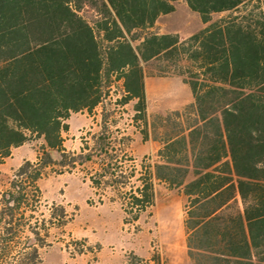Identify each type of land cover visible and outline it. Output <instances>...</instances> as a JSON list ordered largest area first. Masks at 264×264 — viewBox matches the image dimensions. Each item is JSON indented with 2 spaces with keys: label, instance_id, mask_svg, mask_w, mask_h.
<instances>
[{
  "label": "trees",
  "instance_id": "1",
  "mask_svg": "<svg viewBox=\"0 0 264 264\" xmlns=\"http://www.w3.org/2000/svg\"><path fill=\"white\" fill-rule=\"evenodd\" d=\"M175 1L0 0V162L38 143L0 187V264H41L50 227L69 215L53 203L37 216L39 181L98 163L90 179L101 186L118 157L107 123L130 102L132 125L159 147L141 163L125 221L163 183L184 196L192 264H264V0H185L204 27L183 39L154 30ZM164 76L181 77L192 101L149 114L146 78ZM98 107L100 131L68 151L71 115Z\"/></svg>",
  "mask_w": 264,
  "mask_h": 264
},
{
  "label": "rangeland",
  "instance_id": "2",
  "mask_svg": "<svg viewBox=\"0 0 264 264\" xmlns=\"http://www.w3.org/2000/svg\"><path fill=\"white\" fill-rule=\"evenodd\" d=\"M174 5V12L159 18L155 31L163 33L178 30L185 36L204 27L199 14L192 11L185 0H177ZM221 15L214 14L213 19ZM146 95L149 114L181 108L192 101L189 86L179 76L147 77ZM133 103L114 109L107 123L118 157L116 166L102 177L101 186L95 187L90 179V172L94 174L95 169H100L98 163L94 166H78L72 172L61 174L48 170L39 181L43 200L36 212L37 216L48 219L53 203L62 204V201L66 202L62 204L64 207L68 205L69 215V221L64 227H50L46 240L50 245L41 249V264H73L75 253L83 251L89 252L91 261L96 263L101 245L90 243L84 238L75 239L71 235V227L82 231L88 226L92 227V235L102 233L105 246L120 252L130 264H192L187 256L185 242V199L179 189H171L156 182L154 204L141 213L138 220L125 221L130 216L125 213L123 203L128 199L131 187L141 183V163L146 159L153 161L151 154L140 158V155L135 156L131 151L137 146L133 137L139 132L132 125ZM94 114L91 118L87 112L71 115L68 120L70 131L64 133L68 151L79 152L85 140L92 141L90 133L100 131L101 107ZM96 117L99 118L98 123L95 122ZM156 144L158 149L159 144ZM37 149L36 141L27 142L14 148L11 155L0 162V187L24 160L36 159ZM116 179L123 182L114 183ZM75 216L76 223L73 221ZM102 221L106 226H101Z\"/></svg>",
  "mask_w": 264,
  "mask_h": 264
},
{
  "label": "crops",
  "instance_id": "3",
  "mask_svg": "<svg viewBox=\"0 0 264 264\" xmlns=\"http://www.w3.org/2000/svg\"><path fill=\"white\" fill-rule=\"evenodd\" d=\"M172 32L178 33L182 39L186 38L187 36H189L193 33V32H191L185 36H182V34L178 30L172 31ZM147 89H148V84H147ZM84 112H86V111H84ZM89 116H90L89 118H91V117H94L95 114H92V115L89 114ZM86 120L88 121V118H86ZM98 121H99V118L96 117L95 122L98 123ZM69 125H70V123H69ZM70 128H71V125H70ZM70 128H69V131H70ZM64 138H65V135H64ZM133 138H134L133 142L137 143V146L131 149L132 153L135 154V156L140 155V158H142L146 154H151L152 155L151 157L153 158V160L156 158L157 144L155 141H153V140L143 141L141 134L139 132H136V134L134 135ZM64 144H65V141H64ZM90 184H91V182H90ZM91 188L94 189L93 186ZM63 202H65V201H62L61 203L63 204ZM103 206H105V203H103ZM65 208L68 211V205L67 204L65 205ZM76 220H77V217L75 216L73 221L76 223ZM89 225H91V224H89ZM101 226H103V227L106 226L104 221H102ZM91 230H92V227H90V226H88L86 229H83L82 231L78 230L77 228L71 227V235L75 239L84 238V239H87L90 243H99L101 245V248L97 252V256H98L97 262L93 263L91 261L90 253L87 251H83V252L75 253L76 258L73 259V264H130V263H128V259H126L123 255H121L120 252L113 251L112 248H107L105 246V244L103 242L104 236L102 233H99L98 235L94 236L91 234Z\"/></svg>",
  "mask_w": 264,
  "mask_h": 264
}]
</instances>
